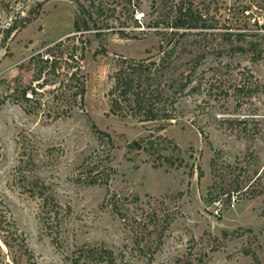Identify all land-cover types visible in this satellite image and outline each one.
<instances>
[{
  "label": "rangeland",
  "instance_id": "obj_1",
  "mask_svg": "<svg viewBox=\"0 0 264 264\" xmlns=\"http://www.w3.org/2000/svg\"><path fill=\"white\" fill-rule=\"evenodd\" d=\"M106 1L114 10L105 34L84 33L83 111L48 122L9 100L0 106V206L30 261L75 264L74 251L98 244L114 251L116 264H264V40L225 36L244 25L264 27V5L195 0L208 28L180 38L173 68L151 81V89L168 90L167 77L184 81L193 71L174 104L178 120L161 128V120L109 114L108 97L120 56L158 53V2L138 0L135 24V0ZM77 2L90 4L0 0V95L16 81L29 83L32 71L21 64L32 54L73 34ZM252 42L260 43L258 58ZM102 46L107 52L94 54ZM237 84L247 91L234 93ZM92 123L111 136L112 147ZM103 173L105 182H92ZM36 179L55 203L50 214L32 193ZM13 257L29 264L22 249L0 237V264Z\"/></svg>",
  "mask_w": 264,
  "mask_h": 264
},
{
  "label": "trees",
  "instance_id": "obj_2",
  "mask_svg": "<svg viewBox=\"0 0 264 264\" xmlns=\"http://www.w3.org/2000/svg\"><path fill=\"white\" fill-rule=\"evenodd\" d=\"M129 4L132 0H126ZM132 3L131 17L135 24L138 19L135 18V12L139 6L138 0ZM251 3L264 5V0H249ZM158 15L153 22L160 40L158 44V53L149 54L143 58L119 57L117 66L111 78L113 84L108 92L109 114L120 118L133 117L139 121L161 120L160 127L164 128L168 124L178 120L176 114L175 102L184 94L186 88L191 83L193 71L183 77L182 80L169 76L165 84L168 90L151 89V81L161 76L164 70H171L174 62L172 55L176 52L180 38L189 35L194 30L202 31L208 28V18L205 13L195 4V0H157ZM73 20V34L58 40L42 51L32 54L26 64L32 71L31 79L28 84L16 81L9 85V92L0 95V106L9 100L21 107L26 115H36L44 118L46 121H55L72 117L77 110H84L86 93V75L83 73V61L86 58L88 40L84 37L86 32H94L95 37L101 39L105 34L103 29L108 27V15H111L114 7H111L106 0H90L88 7L81 2ZM95 9H93V8ZM93 10H92V9ZM95 10V11H94ZM250 11V7L242 9V14ZM96 16H95V15ZM250 17V13H246ZM101 16H104L100 19ZM26 21V19H25ZM101 22V24H100ZM239 31L225 32V36L230 38L235 36L242 39L245 36L258 37L264 40V27L257 29L246 27L244 25ZM246 28V29H245ZM262 28V29H261ZM121 36L126 32L119 31ZM260 41V42H261ZM259 44L251 43V49L254 51L255 58L261 56L262 51ZM237 50H244L241 46H236ZM107 49L101 47L94 54L106 53ZM159 58V62L156 58ZM195 70V69H194ZM159 72V73H158ZM2 79H0V83ZM244 84L235 85L233 92H243ZM250 93L256 88L248 89ZM160 101L161 106H157ZM95 132L99 137L107 136L106 143L109 147L113 146L111 136L97 128L92 123ZM27 138V136L23 137ZM20 169H25L30 164L23 160ZM110 168V167H109ZM104 173L95 177L92 182H105ZM107 176V172L105 174ZM47 185L40 179H36L32 185V193L42 197L43 203L47 206V212L55 207L51 203V195L47 193ZM239 188L236 187L235 191ZM231 189L223 191L227 193L228 199L232 196ZM230 196V197H229ZM1 204V202H0ZM53 204V205H52ZM0 237L6 247L13 248L15 245L23 250L28 257L29 264H36L30 261V253L23 240H19V233L13 227V223L0 206ZM73 262L79 263L81 260L85 264H116L114 251L103 245L93 244L78 248L73 253ZM13 264H20L14 257L11 260Z\"/></svg>",
  "mask_w": 264,
  "mask_h": 264
},
{
  "label": "water",
  "instance_id": "obj_3",
  "mask_svg": "<svg viewBox=\"0 0 264 264\" xmlns=\"http://www.w3.org/2000/svg\"><path fill=\"white\" fill-rule=\"evenodd\" d=\"M132 143L134 146H136L138 149H140V145L136 141H133Z\"/></svg>",
  "mask_w": 264,
  "mask_h": 264
},
{
  "label": "built area",
  "instance_id": "obj_4",
  "mask_svg": "<svg viewBox=\"0 0 264 264\" xmlns=\"http://www.w3.org/2000/svg\"><path fill=\"white\" fill-rule=\"evenodd\" d=\"M246 13H251L250 11H246Z\"/></svg>",
  "mask_w": 264,
  "mask_h": 264
}]
</instances>
